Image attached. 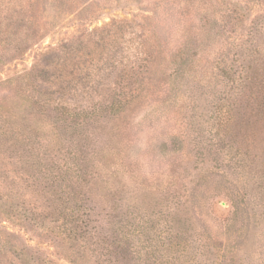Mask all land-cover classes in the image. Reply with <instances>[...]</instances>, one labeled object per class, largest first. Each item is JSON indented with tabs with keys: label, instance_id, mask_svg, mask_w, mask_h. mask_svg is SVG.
I'll list each match as a JSON object with an SVG mask.
<instances>
[{
	"label": "rangeland",
	"instance_id": "rangeland-1",
	"mask_svg": "<svg viewBox=\"0 0 264 264\" xmlns=\"http://www.w3.org/2000/svg\"><path fill=\"white\" fill-rule=\"evenodd\" d=\"M0 110V264H264V0H0Z\"/></svg>",
	"mask_w": 264,
	"mask_h": 264
},
{
	"label": "trees",
	"instance_id": "trees-1",
	"mask_svg": "<svg viewBox=\"0 0 264 264\" xmlns=\"http://www.w3.org/2000/svg\"><path fill=\"white\" fill-rule=\"evenodd\" d=\"M232 6L234 7V9H236V11L239 10L240 13H242L244 11V8H245L243 5H240L236 2H234V4H232ZM232 12H233V10H232ZM61 48L65 49V48H67V45H63ZM41 71H45V70L42 69ZM28 74L29 73H25L23 76L18 75L16 80L19 79L21 81H24L25 85L27 86L28 82H30V81L25 79ZM16 84L18 86V82ZM42 94L45 96H43V95H41V97L36 96V100L34 103L36 105L37 104L41 105L43 109H47V108L52 107L53 111L61 110L62 112H61L60 117H61V120L63 122H66V121L72 122V120L74 118L77 119L80 116L78 113H76L75 108H74L75 110L73 108H70L69 102L63 97V95L60 94L56 98H52L51 94H44V93H42ZM69 109H72V112L67 111ZM9 112L10 111H7V110H0V187H1L0 189L3 190L0 192V202H1L2 206H5V207H6V205H9L8 204L9 196L12 195V192L10 193V195H8L7 193L6 194L3 193L4 191L7 190V188H5L6 187L5 182L7 181L8 176H10V173H11L8 170V168L10 166V156H9L10 155V149L14 148L15 150L19 151V149H20L22 151L21 155L19 154V152L15 153V156L17 155L15 157V161L18 164L20 170H21V167H23V166H28L32 163L34 165V163H35V158L33 155H29L28 159L25 162H22V158H23L22 155H26V154L28 155L29 152L31 154V152L33 151V148H32V146H29V144H26L25 147L24 146L19 147L20 143H22L24 141H29L27 136H25L22 132L19 131V129H20L19 127L18 128L16 127L15 130H18L19 132L18 131L16 132V134L13 136L12 140H10L8 138V135L12 130V128H10L8 125V121L12 117L11 113H9ZM65 112L67 114H65ZM66 116H67V118H66ZM9 123H11V122H9ZM37 167H40V165H37ZM69 169H70L69 167H66L65 171H62V172L67 173ZM21 174L24 176L26 175L25 180L29 179L30 177L35 178L33 175L28 174V172L26 170H23L21 172ZM58 178L60 179V182L65 181L63 178H61V176H58ZM77 178L80 179L79 176H77ZM11 180H13V179H11ZM81 182H83L82 179H81ZM61 192H63V191H61ZM16 195H15V197H16ZM71 195H72L71 198H69V196L65 197V201H64L65 203H63L60 198L55 197L56 201H59V202L55 203L52 210H53V213L55 215H57L58 218L64 216V218L62 219V222H61V226H63V228L65 229V233L67 234V237L69 236V238L72 241H75L77 236L81 237L82 239H85L84 236L87 233V230H86L87 224L81 222L79 220V218L75 216V214H77L78 211L82 209V205H80V201L83 199L81 198V199L76 200L74 198L73 192ZM24 204H25V200L23 199L22 202L17 205V207L21 206V210H22L20 212L21 217L29 218L28 215H31L33 217L35 215V213H36L37 217L41 216V211L37 212L36 208H33V207L31 209L29 208L30 209L29 210L30 214H29L28 210ZM70 204L73 206L72 208L70 207ZM61 209H62V211L57 212L58 210H61ZM29 220H30V218H29ZM83 224H85V225L79 226V225H83ZM57 229H59V228H57ZM72 234H73V236H71Z\"/></svg>",
	"mask_w": 264,
	"mask_h": 264
}]
</instances>
